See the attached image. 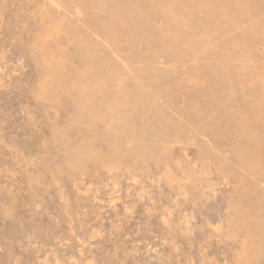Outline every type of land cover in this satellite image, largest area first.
<instances>
[{
	"label": "rangeland",
	"instance_id": "374dc122",
	"mask_svg": "<svg viewBox=\"0 0 264 264\" xmlns=\"http://www.w3.org/2000/svg\"><path fill=\"white\" fill-rule=\"evenodd\" d=\"M0 264H264V0H0Z\"/></svg>",
	"mask_w": 264,
	"mask_h": 264
},
{
	"label": "crops",
	"instance_id": "0c3cea01",
	"mask_svg": "<svg viewBox=\"0 0 264 264\" xmlns=\"http://www.w3.org/2000/svg\"><path fill=\"white\" fill-rule=\"evenodd\" d=\"M258 239H261L260 237Z\"/></svg>",
	"mask_w": 264,
	"mask_h": 264
}]
</instances>
